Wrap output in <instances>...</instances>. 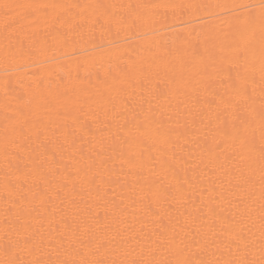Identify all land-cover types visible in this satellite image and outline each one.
<instances>
[{"label": "snow or ice", "instance_id": "snow-or-ice-1", "mask_svg": "<svg viewBox=\"0 0 264 264\" xmlns=\"http://www.w3.org/2000/svg\"><path fill=\"white\" fill-rule=\"evenodd\" d=\"M206 7L183 0L0 4V25L7 41L2 54L4 71L18 74L3 83L0 264H264V0L216 5L227 12L219 24L202 30L200 46L184 38L181 46L170 48L147 38L158 30L157 25L169 19L179 22ZM74 8L81 10L80 19L70 21L69 10ZM38 23L45 30L67 26L69 31L79 30L81 39L87 34L90 39L98 36L108 41L106 56H89L82 66L88 71L109 65L97 78L106 91L116 93L109 91L106 98L105 120L109 111L116 113L118 98L131 114L128 143L140 150L141 159H132L136 153L131 152L126 162L140 174L131 189V202L140 205L141 217L133 213L129 221L122 207L106 199V190L93 184L94 162L89 159L79 166L85 158L71 138L75 132L71 137L63 134L58 152L49 154L45 149L35 160L29 157L27 171L13 165L33 138L39 140L43 134L49 139L45 117L53 102L68 96V89L59 86L45 92L39 85H23L19 73L25 64L36 56L49 59L52 51L46 44L38 45ZM113 36H122L127 43ZM57 44L67 47L69 41L64 38ZM75 44H71V54L79 60ZM16 83L22 85L19 93L12 87ZM173 101L183 105L190 118L189 125L195 129L192 142L203 164V168H193L191 181L187 177L183 181L188 189H200L201 202L181 212L182 221L173 217V208L188 203L189 191L178 180L175 185L166 181L169 177L176 180L177 148L183 151V145L174 142L180 137L161 119L175 106ZM75 110L82 111L83 105L77 102ZM116 123L123 129L129 121ZM74 125L81 136L94 142L93 147L103 144L104 137L98 139L85 123L77 120ZM152 149L159 155L153 157ZM145 151L149 153L146 161L142 158ZM65 152L73 164L70 172L62 171L56 161L57 154L65 159ZM77 155L80 161L74 159ZM145 168L148 175H143ZM208 170L226 178V187L219 185L218 199L212 195ZM205 183L207 200L201 187ZM84 193L95 207L84 199ZM101 207L103 220L97 211Z\"/></svg>", "mask_w": 264, "mask_h": 264}, {"label": "bare ground", "instance_id": "bare-ground-1", "mask_svg": "<svg viewBox=\"0 0 264 264\" xmlns=\"http://www.w3.org/2000/svg\"><path fill=\"white\" fill-rule=\"evenodd\" d=\"M158 3L162 0H0V4L3 3H35V4H46V3H57V4H75V5H85L93 3ZM185 3H196L207 5L208 7L197 11L194 15H185L181 20L173 21L169 19L162 24L157 25V31L151 34L149 39L157 41L160 45H167L168 47L181 46L183 44L184 38L191 41L193 45L200 46L201 32L209 25L219 24V18H222L227 12L226 8L216 7V5H226L231 6L237 3H246L248 0H183ZM80 9H70L69 10V20L76 21L80 19L79 13ZM3 9L0 8V18H2ZM27 25L28 21H21ZM38 35L37 42L38 45H48L52 51L48 53L49 59H45L44 56H36L33 60L28 61L22 72L19 75L23 76V85L31 84L34 88L39 85L41 91H47L48 89H56L58 86L61 89H68V96L65 100L59 103L53 102L52 110L45 117L48 132L47 135L49 139L46 141L44 135L41 134L39 140L29 141L25 145V150L19 154V158L13 161V165H19V167L27 171V167H31L29 162V157L35 160L36 157L47 149L48 153L58 152V146L63 143V134H71L75 132V136L71 137L76 140L77 146L80 147V155L84 156V160L80 161V155L74 157L76 161H80L79 166H84L89 159L94 162L92 168V175L94 176L93 184L100 186L102 189L106 190V199L115 203L117 206L122 207L127 213V219L132 220V214L135 213L136 216L141 217L140 205L132 204V193L131 189L136 183L140 174L136 172L135 169L130 168V165L126 162L129 158L130 153H136L135 156L131 158L134 160L141 159L140 150L132 145L129 147L130 137L127 135V129L131 127V114L125 112L122 103L118 98L116 103V113L109 111L108 118L105 120L103 115V108L105 107L106 98L111 92V95H116L114 90L106 91L103 85L97 83L98 76H102L104 71L109 67L107 63L100 67L97 65L95 68H91L88 71L82 66V62L89 56L101 57L107 55V50H109L110 45L107 40H100L99 37L95 39H90L87 34L84 35L83 39L80 38L79 30L69 31L68 27H57L54 29L45 30L43 24L38 23ZM27 30V29H26ZM87 33V28L84 29ZM179 34V38L177 36ZM67 38L69 41V46L62 47L57 44V41ZM145 37H141L144 39ZM113 40L119 39L122 44H126L123 37L117 38L112 37ZM75 41V47L80 50L76 56L71 53L73 48L71 46L72 42ZM7 41L5 40V34L2 25H0V136L3 133V83L6 79L11 78L16 79L17 73H9L6 75L4 71V65L2 63L3 49ZM27 43V42H26ZM161 51L164 48L161 47ZM190 50V49H189ZM68 53V55H65ZM34 61V62H33ZM81 66H77V65ZM12 87L15 88L17 93L22 91V85L20 83L14 84ZM115 87H120L119 83ZM99 90V91H98ZM79 104L83 105L82 111H76L75 106ZM175 105L169 109L161 119L166 125H170L174 132L180 137L179 141H175L178 144L183 145V151L177 148L178 157L180 158V163L174 165L176 171V180H169L166 183L171 182L176 184L177 180L181 182L182 186L189 191L188 203L180 206L175 205L173 208V217L179 218L181 212H186L193 210L195 207L200 206L201 202V191L199 188L195 190L188 189L187 184H183L185 177L189 181L192 180L193 168L199 165L203 168V164L200 161L199 151L196 149V145L192 142V133L195 131L193 127L189 125L190 118L186 116L185 109L183 105ZM110 107V106H109ZM87 114V115H85ZM115 115V119L113 116ZM99 117L95 119V117ZM171 120H168V117ZM129 123L125 128L121 129L117 127V121L120 124H124L125 120ZM79 120L85 123V126L92 132L95 133L97 138L104 137V142L95 143L93 147V141L90 138L81 136L80 132L76 130L74 121ZM105 123L107 127H105ZM197 127L199 125L197 124ZM206 131V130H202ZM187 139L189 143L184 144V140ZM201 143H204L203 139ZM30 144V147H29ZM43 144L44 147H38V145ZM71 150H69L70 152ZM69 152L64 153L65 159L61 160L59 154L56 156V161L62 166L61 170L65 172H70L73 164L67 157ZM191 153V156L189 155ZM170 154V153H169ZM149 153L145 151L143 153V159L146 161ZM151 155L153 157L158 156L159 152L156 149L151 150ZM123 156V160H122ZM166 159V157H163ZM156 171L160 169V162L156 161L154 164ZM198 171V169H197ZM209 171V176L212 177L214 191L212 193L213 197L218 199V193L222 190L219 185L221 183L225 184L226 178L223 176L215 175L211 170ZM143 175H148V170L145 168ZM3 183H4V166H3V156L0 154V195L3 193ZM142 183V181H141ZM204 189L203 198L208 199V184L205 183L201 186ZM138 191V188H137ZM84 199L89 203L94 202L88 197L87 193H84ZM79 199V197H77ZM59 203V202H57ZM215 206V205H213ZM3 208L4 201L0 198V223L3 222ZM100 215V219H104V209L101 207L97 209ZM59 219V217H57ZM67 223L71 224L70 218L67 219ZM167 223V221H165ZM47 227V224H45ZM53 227H57L53 225ZM137 228L140 227L139 223L136 225ZM53 237L57 236L56 232L52 233ZM195 251V249H194Z\"/></svg>", "mask_w": 264, "mask_h": 264}]
</instances>
